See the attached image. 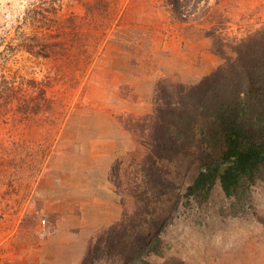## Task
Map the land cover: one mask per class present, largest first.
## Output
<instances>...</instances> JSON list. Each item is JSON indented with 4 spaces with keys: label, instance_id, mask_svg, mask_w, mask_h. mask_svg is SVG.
<instances>
[{
    "label": "rangeland",
    "instance_id": "374dc122",
    "mask_svg": "<svg viewBox=\"0 0 264 264\" xmlns=\"http://www.w3.org/2000/svg\"><path fill=\"white\" fill-rule=\"evenodd\" d=\"M56 1L51 29L67 31L66 45L42 57L20 44L22 34L44 33L28 13L48 6L45 0H0V254L10 264H42L40 249L57 218L42 213L39 182L81 165L88 148L101 141L115 145L109 180L123 212L114 224L126 213L142 220L140 233L154 235L169 219L166 254L154 261L264 264V224L251 214L224 216L228 200L219 187L203 208L180 207L178 195L197 169L219 158L215 142L196 139L174 153L150 148L126 128L154 114L161 79L194 86L220 68L226 58L212 51L214 31L227 43L253 33L264 26V0H210L222 22L194 26L175 20L167 0ZM225 56L236 57L230 44ZM198 125L201 137L206 126ZM254 197L264 216V184ZM42 219L49 230L43 238ZM108 227L88 241L79 264ZM71 251H57L59 262L51 250L48 264H73Z\"/></svg>",
    "mask_w": 264,
    "mask_h": 264
},
{
    "label": "trees",
    "instance_id": "16d2710c",
    "mask_svg": "<svg viewBox=\"0 0 264 264\" xmlns=\"http://www.w3.org/2000/svg\"><path fill=\"white\" fill-rule=\"evenodd\" d=\"M167 1L181 24L222 22L210 0ZM44 4L48 6L28 13L30 24L44 33L22 34L20 47L35 56L51 57L65 48L62 38L67 31L51 29V23L58 19L57 1L45 0ZM214 32L212 51L226 58L225 63L194 86L161 79L154 114L143 122L128 123L126 128L150 148L174 153L196 139L215 142L221 150L219 158L197 169L178 195L180 207L187 211L203 208L219 187L228 200L224 216L251 214L264 224L254 197L255 188L264 184V26L230 43ZM228 44L235 51L234 59L225 56ZM198 124L206 126L201 137ZM141 221L125 213L119 223L104 229L91 242L82 264H184L175 257L162 263L152 258L166 254L163 234L169 219L159 223L154 235L140 233Z\"/></svg>",
    "mask_w": 264,
    "mask_h": 264
},
{
    "label": "crops",
    "instance_id": "0c3cea01",
    "mask_svg": "<svg viewBox=\"0 0 264 264\" xmlns=\"http://www.w3.org/2000/svg\"><path fill=\"white\" fill-rule=\"evenodd\" d=\"M204 54L208 56L206 52ZM102 143L88 148V159L81 165L60 172L55 180L47 177L39 182L37 198L43 202L42 213L57 218L56 230L40 249L42 264L51 261L48 256L51 250L56 253L64 249L72 250L68 261L79 264L93 235L117 222L122 215V206L109 180L110 158H113L115 145L108 142L107 148ZM38 232L40 236V225ZM27 253L32 254L31 250ZM55 255V260L63 259L58 252ZM34 261L25 262L32 264Z\"/></svg>",
    "mask_w": 264,
    "mask_h": 264
},
{
    "label": "built area",
    "instance_id": "2783aa9c",
    "mask_svg": "<svg viewBox=\"0 0 264 264\" xmlns=\"http://www.w3.org/2000/svg\"><path fill=\"white\" fill-rule=\"evenodd\" d=\"M48 234L47 230V220L42 219L40 223V236L45 237ZM0 264H10L9 260L5 257L4 254H0Z\"/></svg>",
    "mask_w": 264,
    "mask_h": 264
}]
</instances>
